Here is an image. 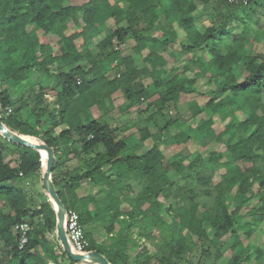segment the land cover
<instances>
[{"label":"trees","instance_id":"trees-1","mask_svg":"<svg viewBox=\"0 0 264 264\" xmlns=\"http://www.w3.org/2000/svg\"><path fill=\"white\" fill-rule=\"evenodd\" d=\"M259 14H264V2L0 0L3 125L52 150L50 178L63 205L60 193L72 194L81 179L102 185L103 191L112 187L113 177L128 181L107 206L112 213L107 233L118 227L113 246L96 243L93 236L91 241L85 232L87 251H97L110 264H247L263 256L259 242L251 241L255 228L264 234V49L255 46L264 39V25ZM128 39L132 52L122 55ZM83 58L87 69L78 63ZM33 71L53 76L56 84L47 90L40 83L22 88L25 95L13 100L12 88L29 83ZM204 81L210 87L204 89ZM116 91L125 99L123 114L138 108L140 122H132L138 132L135 147L150 141L142 153H123V127L93 114V108L108 110L103 103ZM90 92L98 98L92 100ZM197 94L202 102H193L185 115L172 116L171 108ZM63 124L66 128L55 133ZM215 124L221 126L217 133ZM172 125V142L184 147L166 156L157 143ZM204 133L217 141L227 135L225 150H212L204 158L199 150L185 153L184 148L200 144ZM75 157L84 165L68 167ZM46 166L44 150L11 142L0 132V245L7 249L0 264H34L39 246L53 260L67 256L59 239L61 253L45 239L57 225L51 198L30 206L24 187L9 184L42 182ZM176 178L187 180L188 187L173 208L164 200L172 196ZM128 196L133 205L122 210L120 198ZM255 197L259 203L244 210ZM78 213L83 225L86 211ZM245 215L249 221L242 223ZM20 222L32 226L21 248L15 230ZM143 224L160 232L142 233ZM226 235L230 256L223 262ZM196 248L200 259L195 263Z\"/></svg>","mask_w":264,"mask_h":264},{"label":"rangeland","instance_id":"rangeland-1","mask_svg":"<svg viewBox=\"0 0 264 264\" xmlns=\"http://www.w3.org/2000/svg\"><path fill=\"white\" fill-rule=\"evenodd\" d=\"M255 3H262L264 2V0H254ZM212 7V6H211ZM210 7V8H211ZM260 13V12H259ZM260 15V14H259ZM78 18L80 19V15H78ZM260 18L262 19V24L264 25V14H261L260 15ZM261 24V25H262ZM253 28H256L255 26V23H251L250 24ZM71 26V25H70ZM240 28H242V26H240ZM73 30V28H72ZM133 44V41L131 39H128L127 42H126V45L122 46L123 48H121V54L122 55H128V54H131V46ZM256 48L259 49V50H262L264 49V39H261L260 41H258L256 44H255ZM81 66H83L85 69H87L89 67V64L86 62V60L83 58L81 59L79 62H78ZM134 63L137 67H141L142 66V61H141V58L140 57H136L135 56V59H134ZM64 68V67H63ZM109 75H111L109 73ZM89 78H91L90 75H88ZM87 78V79H89ZM150 82V79L147 78L144 80V84L145 85H148ZM41 84L43 85V89L47 90L51 87H53L55 84H56V81H55V78L53 76H49V75H46L44 72H31L30 74V77H29V83H27L24 87H19V88H12L11 90V98L13 100H16L18 99L21 95H25V91H20L23 89H26L28 86H38V84ZM204 84H205V81H204ZM206 85V86H205ZM204 85V89L210 87L209 84H205ZM90 97L92 100H96L98 98V96L93 93V92H90L89 93ZM263 99V102H264V97L262 98ZM204 100H205V96H204ZM203 101V97H201L200 94H197V95H191L189 96V98L186 100V101H183V102H179L175 108H171L170 109V113L172 114V116L176 117L178 115H185L188 108L190 107V105L193 103V102H202ZM104 106L107 107L108 110H104V108H101L100 110H97L96 108L92 109L93 111V114L95 117H97L99 119V121L101 122H108L109 124H112L114 127L120 125V127H123L122 128V131L120 133V135L122 136H125L126 137V141H127V147L126 149L124 150L123 153H128L130 152L131 150H134L135 153H142L144 152L147 148H149L150 146V141H144L143 144L139 145L138 147H135L136 144L138 143V132L136 130V126H134L135 122L137 121L138 123L140 122L138 120V116H135V111L137 112L138 111V108L137 107H134L132 108L130 111H128L127 114H123L121 111H120V108L121 106H124L125 105V99H124V96L122 94L121 91H116L112 94L111 96V100H105L104 101ZM146 103H142L141 106H140V110L144 109ZM231 109V108H229ZM166 112V109L165 111ZM167 112H169L167 110ZM22 113L24 116H27L29 114V109L27 107L23 108L22 110ZM240 114V113H239ZM134 119H133V118ZM156 119L158 121L161 120L160 117H158V115L156 116ZM230 119V117H226L222 123H226L228 120ZM134 121V123H132ZM193 123V122H192ZM134 124V125H133ZM152 123H148V127L152 129V131L156 130L154 128V126L151 125ZM66 128V125L63 124V125H60L58 127L55 128V133H58L59 131H61L62 129H65ZM214 129H215V132L217 133L218 131L221 130V126L220 125H214ZM176 131V127L175 126H170L168 127L166 130H164L162 132V138L161 140L157 143L159 145V147L161 148V150L163 151V153L166 155V156H169L171 155L172 153H174L175 151H177L179 148H182L184 146H179L177 144H175L174 142H172V137L174 135ZM250 132V130L246 133L248 134ZM227 135L223 136L222 137V140L220 141H217L215 139V136H210L206 133H204L202 139L200 140V144L196 147H190L188 148V150L186 148H184V151L185 153H188V151H194V150H199L201 151V155L202 157H207L209 155V152L212 151V150H217V151H224L225 150V140L227 139ZM17 153H15L16 155ZM188 161V160H187ZM221 170H224L223 167L220 168ZM119 179V178H118ZM118 179L116 177H113L112 178V181L114 182H118ZM216 179H217V176H216ZM132 189L134 191H137L138 190V187L137 185L133 182L132 184ZM188 187V181L187 180H183L181 178H176V181H175V184L174 186L172 187L171 191H172V196L169 198V200H164V203L167 204V203H171V205L173 206L174 208V203L175 201L178 199L179 197V194L184 192L186 190V188ZM104 187H99L96 188L94 190V194H99L102 192ZM255 189L257 190V187H255ZM24 190L26 192V195L28 196V198L30 199V201L34 200V201H37L38 197H37V193L38 191L41 193V194H45L46 195V192L43 190V186H42V182H35L34 185L32 183H27V185L24 187ZM118 192V191H117ZM61 194V198L64 202V205L66 208H69V207H72L74 208L75 210H77L78 212H83L81 211V209L79 208L78 204H74L73 203V194H67L65 195V193H60ZM48 198V200H50V198L48 197V195L46 196ZM229 199L230 198H227L226 199V203L229 202ZM170 201V202H169ZM37 203V202H35ZM259 203L258 201V198L255 197L254 199H252L249 203H247V205L245 206V209H248L250 206H255ZM0 204H1V201H0ZM165 214V213H164ZM171 216H175L176 215V212L175 211H172L170 213ZM167 219H169V216L166 215L165 216ZM246 221H249V217L248 216H244L243 217V221L242 223H245ZM85 227V226H83ZM239 229V232L241 233V228L238 227ZM85 230V229H84ZM160 230V229H159ZM103 235V236H102ZM87 236H88V239L89 240H93L91 234H88L87 233ZM96 238H102V237H105V234L102 233L98 236H95ZM228 240V235H226L225 237H223V241H224V244L222 245V250H224V254H223V257L221 258V261H225L229 256H230V250L228 249V244L225 243L226 241ZM251 241L253 243H257L259 242V244L261 245V247L263 248L264 250V234L261 233V232H258V229L255 228L254 232H253V236L251 237ZM252 250V248H250ZM249 249V251H250ZM42 254V252H40ZM200 249L196 248L192 254V260L193 262H197L198 259H200ZM6 253H4V249L2 251L1 249V245H0V260H2L5 256ZM64 257V256H62ZM65 258H67V256H65ZM204 262V261H203ZM206 263V262H205ZM64 264H87V263H84V262H76V261H73L71 260L70 258H67L64 260ZM247 264H264V253H263V256L257 260L255 263H250V262H247Z\"/></svg>","mask_w":264,"mask_h":264},{"label":"crops","instance_id":"crops-1","mask_svg":"<svg viewBox=\"0 0 264 264\" xmlns=\"http://www.w3.org/2000/svg\"><path fill=\"white\" fill-rule=\"evenodd\" d=\"M18 154H13V157L16 158ZM77 165L78 167L84 165L83 160L80 157H75L72 160L68 162V167L71 165ZM118 179V178H117ZM128 183L127 179H118V182L112 181V187L108 191H103L99 194H94V190L96 188L99 189V187H103L102 185H94L93 182H91L88 179H81L77 185L73 187V203L78 204L81 211H86V220L87 222L83 223L85 232L88 234H91V236L96 239V243H100L102 245H109V247L113 246V241L115 239V236L117 235V224L112 228L108 233L106 231V228L108 227V223L111 220L112 213L107 212V206L110 204V201L112 198L119 194L120 187L126 185ZM10 185H19L20 187H25L23 182H17V181H10ZM118 191V192H117ZM27 196V195H26ZM47 195L37 193V201H30L28 198L29 204L35 205L43 200H47ZM131 197L128 196V198H120V208L122 210H128L133 205V201L130 199ZM37 202V203H35ZM118 224L122 223L121 218L116 219ZM151 230L154 233L160 232L159 228H151L148 225H141L140 230L142 233H144V230ZM104 233L105 237L102 238H96L95 236H98L100 234ZM103 236V235H102ZM45 239L48 245L52 246L54 250L58 253H61L58 250V237L56 233V228L52 230L51 232L45 233ZM149 249L151 250V246L148 244ZM7 249H4V253H6ZM3 251V250H2ZM133 249H131V252ZM42 252V254L40 253ZM37 258L34 262V264H64V260L67 259L62 257L61 255L56 258V260H53L51 257L48 256L47 253H45V249L43 247H37L36 248Z\"/></svg>","mask_w":264,"mask_h":264},{"label":"water","instance_id":"water-1","mask_svg":"<svg viewBox=\"0 0 264 264\" xmlns=\"http://www.w3.org/2000/svg\"><path fill=\"white\" fill-rule=\"evenodd\" d=\"M0 132L1 134L10 140L11 142L18 143L22 146L32 147L36 149H41L45 151V157L47 158V166L45 171L43 172V179H42V186L51 200L54 202L56 206L57 212V225H56V233L57 237L62 245V248L68 258L76 262H84L87 264H110L106 258L98 253L97 251H88L84 254H79L73 252L68 244V240L66 238L65 230H64V213H65V206L62 204L60 199L58 198L55 188L52 186L50 174L52 171V166L54 162V156L52 150L42 143H34L31 142L20 135L12 132L8 128H6L0 117Z\"/></svg>","mask_w":264,"mask_h":264},{"label":"built area","instance_id":"built-area-1","mask_svg":"<svg viewBox=\"0 0 264 264\" xmlns=\"http://www.w3.org/2000/svg\"><path fill=\"white\" fill-rule=\"evenodd\" d=\"M235 5L247 6L254 0H226ZM32 226L27 222H20L15 225V230L19 236V247L28 240V233ZM64 230L70 249L79 254L87 253L89 241L85 235L84 227L80 221V215L74 208H66L64 213Z\"/></svg>","mask_w":264,"mask_h":264}]
</instances>
